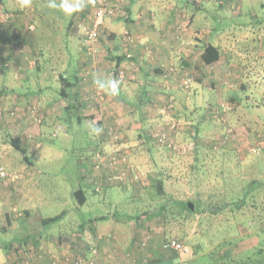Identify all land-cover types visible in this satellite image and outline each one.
I'll list each match as a JSON object with an SVG mask.
<instances>
[{
    "label": "rangeland",
    "instance_id": "rangeland-1",
    "mask_svg": "<svg viewBox=\"0 0 264 264\" xmlns=\"http://www.w3.org/2000/svg\"><path fill=\"white\" fill-rule=\"evenodd\" d=\"M252 1V11L259 8L260 4L264 8V0ZM33 2L38 15L31 8L26 9L25 13L23 9L22 11L27 19L35 13L37 26L40 25L42 34L36 37V41L33 38L31 43H25L24 50L23 39L17 34L21 38L18 51L25 53V50H29V59L21 56L22 65L30 60L27 65L34 66L39 61L40 71L33 72L27 86L18 85V92L32 90L35 84L37 88L43 83L52 89L57 87L59 83L56 80L60 79L61 74L59 65L66 62L69 54H74L79 43V30L73 26L67 30L70 16L77 11L68 13L61 7L65 2L74 4L76 0ZM50 2L55 3L56 7H49ZM18 4L19 0H3V5L8 9L16 8ZM89 11L84 6L78 12ZM243 19L244 17L235 22L242 23ZM246 21H249V16ZM221 22L225 24L230 20L223 18ZM256 26L257 23L249 31L242 32V43L239 46L234 43L236 39H230L233 41V44H229L230 48L227 43L224 44V49L231 51L227 56L233 65L243 61L242 68L224 69L221 64L208 66L213 75L210 83L208 80L213 93L206 98L203 94H196L197 100L193 102L197 107L195 111L174 112L176 97L173 93H166L165 101L160 105V113H164L160 115L162 123L155 125L156 129L151 126L145 130L146 126H143L142 130L132 131L133 135H123L112 128L118 131L117 139L107 129L103 136L112 146L106 143V148L111 152L114 145L116 148L119 145L125 150L130 162V174H136L137 177L112 183L105 189L95 190V193L88 190L84 204L77 202L72 191L79 184L77 179L80 175V161L88 158L93 162L95 152L100 151L105 155L108 151L85 149L92 144L89 131L84 129V125H79L75 118L67 115L57 116L54 119L56 127L48 129L43 138L37 139L39 143L34 151L26 152L37 166V173H29L33 174L35 181L26 188V192H16L10 203L0 202V245L15 241L20 232V228L2 230V216L9 212L14 223H18L21 218H17V212H21L25 206L30 209L31 221H36L41 216H55L64 212L58 220L45 226L53 233L71 234L83 228L88 230L93 228L91 220H97L100 226L107 229L105 238L114 244L110 254L114 258L118 257V261L123 259L130 264H148L152 255L164 260H173L179 256L182 257V264L187 258L195 259V264L207 261L208 264H264V81L259 80L264 79V73L258 72L260 77L256 74V68H260L256 66L264 60V33H261V37L252 36L250 31L256 29ZM6 28V35L9 36L10 27ZM177 29L181 32L182 26L178 24ZM34 30L33 26L31 33ZM119 34L127 35L125 30ZM99 41L100 38L90 46V51L94 50V54L90 53V56L98 55ZM254 56L257 60L262 59L253 65L255 69L248 68L251 58L256 59ZM3 63L4 59L1 57L0 69ZM245 65L249 66L244 67ZM174 73V69L169 67L163 75L165 89L170 90L172 86L188 92L194 83L192 78L184 74L175 77L172 83L170 79ZM7 74L3 75V79L7 81V85H12L11 73L10 76ZM120 74H123L122 82L125 83L127 78L124 72L119 71L117 76ZM211 96L210 101L208 99ZM168 97H173L174 103L172 108L165 109ZM233 99L239 100L238 103ZM30 106L35 105H28ZM0 107L5 111L17 108L16 116L0 121L1 142L15 135L7 127L16 123L20 117H25L28 107L21 111L16 104L4 102H0ZM145 119L138 121L144 123ZM40 120L42 121V117ZM41 121H34L33 124H41ZM169 126L173 127L169 138L174 140L175 149L162 146L155 139L160 129L168 131ZM125 139L134 141L135 144L125 146L122 143ZM88 153L90 157H86ZM0 163L6 171L16 173L21 164L27 166L23 152L11 145L7 153L0 151ZM91 175L90 172L88 177ZM157 179L163 181L162 194L156 190ZM89 181L94 186L92 176ZM236 197L239 198L237 203ZM196 198L201 199L203 210L187 214L180 201L191 202ZM225 201L228 205H224ZM158 202L165 207L160 216L159 211L155 213ZM165 234L175 237V240L181 237L178 240L188 245L190 253L179 255L178 251L162 247ZM77 255L82 254L74 256Z\"/></svg>",
    "mask_w": 264,
    "mask_h": 264
},
{
    "label": "crops",
    "instance_id": "crops-1",
    "mask_svg": "<svg viewBox=\"0 0 264 264\" xmlns=\"http://www.w3.org/2000/svg\"><path fill=\"white\" fill-rule=\"evenodd\" d=\"M253 3L252 0H110L111 12L106 16L102 26L98 55L92 57L78 47L74 54H69L66 62L61 64L62 77L56 80L59 83L57 87L52 89L43 83L37 88L35 84L32 90L18 92L16 87L27 86L33 72L40 71V65L39 61H36L34 66L27 65L30 60L26 65H22L21 56L28 58L30 51L19 53V40L12 32L9 36L6 35V27L9 26L10 30L17 28L20 31L24 50L25 43H31V39L35 40L42 32L39 29L40 25L37 26V23L33 22L36 18L28 14L31 17L27 19L23 11L25 13V9L31 8L37 15L38 11L33 0L28 7L23 8L19 3L13 9L6 8L3 0H0V58L4 59L0 69V102L16 104L21 111L28 105H35L42 117L41 124L34 125V121L26 113L29 116L20 117L16 123L7 127L16 138H19L18 149L23 152L27 166L20 165L19 176L15 180L7 182L0 178V202L10 203L16 192L21 190L26 192V188L35 181L33 174L29 173H37V166L26 152L34 151L39 143L37 139L43 138L48 129L56 127L54 119L59 115L75 118L79 125H84V129L89 131L92 146L85 149L108 151L106 143L110 146L112 143L105 140L104 129L115 128L123 135L125 133L130 135L134 130H142L143 126H146L145 130L151 126L156 129L155 125L159 126L162 123L160 105L165 101L166 93H173L176 97L174 112L195 111L197 108L193 105L197 100L195 95L200 93L206 98L213 93V88L208 84V80L210 83V78L213 77L208 70L209 65L221 64L224 69H240L244 65L242 61L234 63V66L227 56L231 51L224 49V44L227 43L228 48L229 44H233L230 39H236L234 43L239 46L243 34L238 32L236 37H229L227 32L233 29L224 25L225 28L222 27L220 30L222 22L218 25L214 20L221 21L223 17L227 19L232 17L234 21L244 17L245 21V15L252 11ZM9 11H14L16 15L6 21L4 13ZM28 23L34 26L35 30L32 33ZM178 24L182 26L181 32L177 29ZM124 30L127 35L119 34ZM114 34L115 38L112 37ZM209 42L223 46V54L212 63L200 59L203 47ZM38 58L39 56L37 60ZM258 60L250 61V66L244 67H253ZM111 67L124 72L127 78L124 84H116L115 77L110 72ZM169 67L175 71L173 78L170 76L172 83L175 77L184 74L192 78L194 83L191 85V92L172 86L170 90L165 89L163 75ZM6 73L7 75L11 73L12 85H7V81H4L3 75ZM113 83L116 85L115 89L112 87ZM210 98L208 100L211 101L212 96ZM138 119H145V122H139ZM96 129L100 131L97 132ZM122 143L125 146L135 144L134 141L126 139ZM10 145L1 141L0 151L7 153ZM88 155L89 153L86 157H90ZM91 162L92 160L88 158L80 161V175L77 179L79 184L72 191L82 189L85 196L88 190L95 193L94 186L89 181L91 176L88 177ZM29 216L30 209L25 206L21 212H17V218H21L18 223H14L9 212L2 216V230L20 228V232L15 241L0 245V264H10L18 259L24 261L28 257L33 258V264H51L55 258L62 262L66 257L83 252L89 255L86 251L92 246H95L98 252L95 264H112L113 261L117 264H130L123 259L118 261V257L114 258L110 254L114 244L105 238L107 229L100 226L97 220H91L93 228L88 230L83 228L79 232L68 234L53 233L45 227L49 223L43 220L51 216H41L36 221H31Z\"/></svg>",
    "mask_w": 264,
    "mask_h": 264
},
{
    "label": "built area",
    "instance_id": "built-area-1",
    "mask_svg": "<svg viewBox=\"0 0 264 264\" xmlns=\"http://www.w3.org/2000/svg\"><path fill=\"white\" fill-rule=\"evenodd\" d=\"M93 3V10L90 15V22L82 24L81 25V34L83 37V43L87 45L89 50H91L90 46L93 45L94 41L98 38V35L100 31H102V26L104 23V18L106 15H108L111 12V8L108 5L109 0H91ZM14 14L12 12H6L4 13V19L8 20L11 19ZM30 29H32V25L29 26ZM94 52V50L92 49ZM118 81H123V74H120L117 76ZM99 90V87H97ZM167 105L164 106L165 109L172 108V105L174 103V98L168 97L166 101ZM27 112L32 118L33 121L40 122V116L38 115V108L37 106H30L27 108ZM162 108H160L161 110ZM164 112V110H163ZM17 115V108L14 107L12 109H9L5 111L4 108L0 107V121L4 120L6 117H14ZM160 115H164V113H160ZM39 116V117H38ZM170 130L173 131V127L171 128L169 126L168 131H164L163 129H160L156 133V141L157 143L161 144L162 146H165L167 148L175 149L174 140L170 139ZM110 135L115 139L118 138V131L112 130L110 128V131L108 130ZM168 132V133H167ZM117 144V143H115ZM118 147L114 145L112 147L113 149L111 152L104 153L105 155H102L100 151L95 152L96 158H94L91 166H90V172L92 173V178L94 180V190L99 191V189H105L108 185L112 183H121L127 179L133 180L137 177L136 174L131 173L129 171V160L126 154V151L123 150L119 145ZM102 152V151H101ZM19 176L16 172H7L2 167H0V178L5 181L15 180ZM94 176V177H93ZM164 248H173L177 251H187V247H185L181 242L173 239L170 240L167 243L163 244ZM91 255L89 257L77 255L71 258H65V264H94L95 263V257L98 254L97 249H93L90 253ZM52 264H55V259L51 261ZM10 264H23L20 262H12ZM27 264V263H26Z\"/></svg>",
    "mask_w": 264,
    "mask_h": 264
},
{
    "label": "trees",
    "instance_id": "trees-1",
    "mask_svg": "<svg viewBox=\"0 0 264 264\" xmlns=\"http://www.w3.org/2000/svg\"><path fill=\"white\" fill-rule=\"evenodd\" d=\"M83 4H84V6H86V8L88 9V11L89 12H85V13H80V12H75L72 16H70V19H69V26L67 27V30H68V28H70V26H73V27H75L76 29H78L79 30V32H80V34H79V43H78V46L76 47V49H78V47H79V45H80V47L84 50V52L87 54V55H90V53H92V54H94V52H91L89 49H88V47H87V45H85L84 43H83V35L81 34V25L82 24H85V23H88V22H90V15H91V13H92V10H93V3H92V1L91 0H83ZM109 6H110V0H109V4H108ZM263 6V4H261V6L260 7H262ZM257 8V9H255V11H248L247 13H246V15H245V17H246V20H247V18H248V16H249V21H243L242 23H236L235 22V20L234 21H232V17H229L228 19L230 20V22H227V23H222V25L220 24V22L221 21H216V20H214V22H217V24L218 25H221V28H220V30L222 29V27L223 28H225L224 27V25H227L228 26V28L229 29H233V30H229L228 32H227V34H228V36L229 37H236L237 36V33L239 32V31H237V29L238 30H242L241 32H239V33H242V32H244V31H249L248 29L252 26V25H254L255 23H257V26L255 27L256 29H252L251 31H250V33L252 34V36L253 35H255V37H256V35H258L259 37H261V36H263V35H261V33H264L263 32V30H264V8L262 7V8ZM24 8V7H23ZM26 10V9H25ZM9 12H12V11H9ZM14 12V11H13ZM12 12V13H13ZM82 12V11H81ZM83 12H84V10H83ZM13 14H15V13H13ZM16 15V14H15ZM34 16H32V17H34L35 18V13L33 14ZM107 16V15H106ZM37 17V16H36ZM12 18H14V15L12 16ZM11 18V19H12ZM106 18V17H105ZM105 18H104V20H105ZM223 18H225V17H223ZM8 20H10V19H8ZM220 20V19H219ZM7 21V20H6ZM33 22H36L37 23V20H33ZM32 23V22H31ZM31 23H28L27 25H28V28H29V26H30V24ZM36 23H34V24H36ZM72 24V25H71ZM104 24V23H103ZM239 26H241V27H239ZM214 29H215V25H214V27H213ZM30 29V28H29ZM33 29V28H32ZM237 31V32H236ZM11 32H12V34L14 35V36H16L17 38H18V40L20 41V39H19V37H18V35L17 34H19L20 36H21V34H20V31L17 29V28H13V29H11ZM103 32V30L102 31H100V33H99V35H98V38H100V35H101V33ZM255 32V33H254ZM235 36H234V35ZM257 36V37H258ZM113 37V36H112ZM97 38V39H98ZM96 39V40H97ZM234 40V39H233ZM255 44V43H254ZM258 48V47H257ZM65 49H68V48H65ZM98 48L96 47V50H97ZM247 51H248V49H247ZM68 52H69V49H68ZM221 54H223V46H221V44L220 45H215V44H213V43H207L204 47H203V51H202V53H201V55H200V59H202L204 62H206V63H212V62H214V61H216V60H218V58L220 57V55ZM254 58H257L256 56H254ZM260 60L262 59V58H259ZM260 60H258V61H260ZM251 61H257V59H253V58H251ZM61 65H59V67H60ZM260 66V68L258 69V68H256L258 71H256V74H258V72H263L264 73V60H262V61H260V64L258 65V66H256V67H259ZM254 67V66H253ZM254 69H255V67H254ZM110 72H111V75L113 76V77H115L114 78V81L116 82V84H118V85H122V84H124V82H122V81H118V78H117V74H118V72H119V70L117 69V68H115V67H111L110 68ZM255 72V71H254ZM60 76L62 77V70H61V74H60ZM258 76H259V74H258ZM263 76V75H262ZM260 77V76H259ZM63 80V79H62ZM260 81H264V79L263 78H260L259 79ZM64 92H62V94H63ZM233 101L237 104L238 103V101H236L235 99H233ZM106 132H107V130H105V134H106ZM19 138L17 137H15V136H9L8 137V139H7V141H5V142H8L9 144H11L12 146H14V147H16V148H19V140H18ZM101 151H103V150H101ZM0 167H2L4 170H5V167L2 165V163H0ZM6 171V170H5ZM8 172V171H7ZM10 173V172H9ZM162 188H163V181L161 180V179H157V185H156V190H157V192H159V194H162ZM73 194L75 195V197H76V199H77V202L79 203V204H84L85 203V201H86V196H85V194H84V192L82 191V189H76L75 191H73ZM230 200H232V199H230ZM237 200H239V198L238 197H236V201H235V203H237ZM180 204L183 206V208H184V210L187 212V214H195V213H197V212H201L202 210H203V203H202V201H201V199H199V198H196V200L195 201H180ZM190 204H192V208L190 207ZM228 205V202H226L225 201V204L224 205ZM164 205L161 203V202H158V204H157V208H156V211H155V213H157L158 211H159V213H158V215L160 216L161 214H163L164 213ZM217 210V209H216ZM62 216V214H58V215H55V216H51V217H48V218H46V219H44L43 221L46 223H51V222H53V221H56V220H58L60 217ZM166 235V234H165ZM179 238H181V237H179ZM178 238V239H179ZM173 239H175V237H171V236H169V235H166L165 236V240L163 241V244L164 243H167V242H169L170 240H173ZM178 239H176L177 241H179ZM180 242V241H179ZM185 247H187V251L186 252H184V251H178L179 252V255L180 254H182V255H188L189 253H190V251H189V248H188V245H186V244H184V243H182ZM162 247H163V245H162ZM96 249V247L95 246H92V247H89V248H87V251L86 252H88V254L89 255H87L85 252H83L82 253V255L81 256H85V257H89L91 254V251L93 250V249ZM166 249H173V248H166ZM174 250V249H173ZM175 251H177V250H175ZM154 258H153V257ZM151 257H152V259L150 258L149 259V262H148V264H182V262H181V259H182V257H180L179 258V256L177 257V258H175V259H173V260H164L163 258H161V257H157V256H154V255H152ZM159 256V255H158ZM187 258V257H186ZM185 260V263L184 264H195V259L193 260L192 258H187V259H184ZM15 262H20V263H23V264H33V258H31V257H28L26 260H24V261H21V260H19L18 259V261L16 260ZM59 263H61V264H65V260L64 261H62V262H59V261H57V259L55 260V264H59ZM230 264H231V262H229ZM228 263V264H229ZM259 263H260V261H259ZM52 264V263H51ZM95 264V263H94ZM204 264H208V261L207 262H205ZM209 264H214V262L213 263H209ZM218 264H221V262H218Z\"/></svg>",
    "mask_w": 264,
    "mask_h": 264
},
{
    "label": "clouds",
    "instance_id": "clouds-1",
    "mask_svg": "<svg viewBox=\"0 0 264 264\" xmlns=\"http://www.w3.org/2000/svg\"><path fill=\"white\" fill-rule=\"evenodd\" d=\"M20 6L21 7H28L31 4V0H19ZM49 7H56V4L53 2L49 3ZM61 7L68 13H71L73 11H79L82 10L84 7L83 0H76L74 4H68V3H63ZM113 89H115L116 85L115 83L112 84ZM97 132L100 131V129H96Z\"/></svg>",
    "mask_w": 264,
    "mask_h": 264
},
{
    "label": "water",
    "instance_id": "water-1",
    "mask_svg": "<svg viewBox=\"0 0 264 264\" xmlns=\"http://www.w3.org/2000/svg\"><path fill=\"white\" fill-rule=\"evenodd\" d=\"M190 207H191V208L193 207L192 204H190Z\"/></svg>",
    "mask_w": 264,
    "mask_h": 264
}]
</instances>
